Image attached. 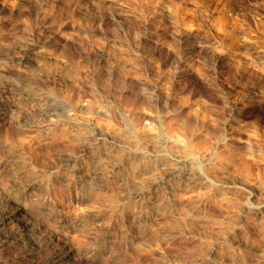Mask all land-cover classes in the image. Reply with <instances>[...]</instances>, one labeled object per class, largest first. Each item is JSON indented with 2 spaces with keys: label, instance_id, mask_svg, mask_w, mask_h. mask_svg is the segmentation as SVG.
<instances>
[{
  "label": "clouds",
  "instance_id": "9594fccd",
  "mask_svg": "<svg viewBox=\"0 0 264 264\" xmlns=\"http://www.w3.org/2000/svg\"><path fill=\"white\" fill-rule=\"evenodd\" d=\"M0 264H264V0H0Z\"/></svg>",
  "mask_w": 264,
  "mask_h": 264
}]
</instances>
